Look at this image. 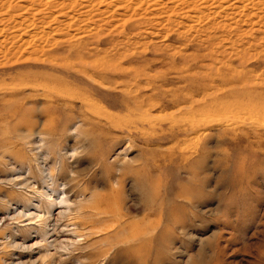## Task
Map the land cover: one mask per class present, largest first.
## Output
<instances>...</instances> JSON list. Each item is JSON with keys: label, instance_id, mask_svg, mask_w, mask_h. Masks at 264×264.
Segmentation results:
<instances>
[{"label": "rangeland", "instance_id": "374dc122", "mask_svg": "<svg viewBox=\"0 0 264 264\" xmlns=\"http://www.w3.org/2000/svg\"><path fill=\"white\" fill-rule=\"evenodd\" d=\"M71 1L0 0V264H264V0Z\"/></svg>", "mask_w": 264, "mask_h": 264}, {"label": "bare ground", "instance_id": "6f19581e", "mask_svg": "<svg viewBox=\"0 0 264 264\" xmlns=\"http://www.w3.org/2000/svg\"><path fill=\"white\" fill-rule=\"evenodd\" d=\"M109 1H111V0H84V3H82V4H80V5H77V4H75V3H73V1H71V3L72 4H70L73 8H72V10H74V9H77L79 6H81L82 7V9L83 10H85L84 12L85 13H88V14H86V15H83L84 17V19H82L80 22H82V23H85L86 24V31L85 32H90V33H92V31L94 32L95 31V29H98V28H92V27H90L89 26V24H94L95 23V25L97 26V24L99 25V24H103V26H104V24H107V23H109L108 21H106L107 19H106V15L107 14H110L111 16L110 17H113L114 15H116L117 13H118V11H120V10H124V13L125 14H121L120 16L123 18L121 21H123V26L125 25V26H128V25H126V24H128L129 22H131L132 20H134L133 18L135 17V16H137V15H141L140 14V11H144L145 13H147L148 12V10H151V11H154V10H156L157 8L158 9H160V11H159V15H163L164 13L166 14V13H169L170 12V10H168L169 8L167 7V6H165L164 4H159V3H157L156 4V2H157V0H117L118 1V4L117 5H115L116 7L115 8H113L112 10H104V11H100V10H98L97 12H96V14L94 15V16H97V14H98V17H96V18H93L92 17V15L90 16V13H92V12H94L95 10H94V5H95V2H97V4H102V3H105V2H109ZM113 1H115V0H113ZM185 0H181V2H184ZM32 2L34 3V4H38L39 5V8L40 7H43V9H37V10H40L39 12H43V10L44 9H51V8H53V4H47V3H44L45 2V0H32ZM70 3V2H69ZM154 4V5H149V4ZM65 6V5H64ZM67 6V5H66ZM51 7V8H50ZM56 7V6H55ZM54 7V8H55ZM59 7V6H58ZM63 7V6H62ZM214 7H216V6H212V7H210L211 9H213ZM69 8V7H68ZM168 11H167V10ZM64 10V9H63ZM71 10V9H70ZM52 12V11H51ZM131 12V13H130ZM173 12V11H172ZM48 13H50V12H48ZM47 13V14H48ZM70 12H68V13H65L66 15H67V17L68 18H71V19H73V21L74 20H76L74 17H71L70 15L71 14H69ZM122 13V12H121ZM130 13V14H129ZM54 14V13H53ZM52 13H50V14H48L47 16H44V17H42V19H43V22H45L46 20H51V21H58V16L57 17H55V14L53 15ZM76 16V15H75ZM78 16V15H77ZM187 16H189V15H187V14H185L184 16H182V17H187ZM81 17V16H80ZM87 17V18H86ZM155 18L157 19V16H155ZM42 19L40 20L41 22H42ZM81 19V18H80ZM95 19H98V20H95ZM106 19V20H105ZM39 21V22H40ZM50 21V22H51ZM73 21H71V22H73ZM120 21V20H119ZM75 22V21H74ZM21 23V22H20ZM19 22L18 23H16V25H18V24H20ZM47 22H45V24H46ZM32 24V23H31ZM71 23H68L67 25H66V27L67 28H69L71 25H70ZM34 25V24H33ZM40 25H41V23H40ZM56 25H59V24H57L56 23ZM63 25V24H62ZM19 26H21V27H23L22 26V24H20ZM28 26V25H27ZM26 26V27H27ZM30 26V25H29ZM60 26V25H59ZM59 26H57V27H59ZM99 26H101V25H99ZM115 26V25H114ZM124 26V27H125ZM15 27V26H14ZM41 27V26H40ZM61 27V26H60ZM83 28H84V26H82ZM81 27V28H82ZM95 27V26H94ZM3 28H4V26H3ZM3 28H1V29H3ZM6 28V27H5ZM24 29H22V31L23 30H25V27H23ZM63 28H65V27H63ZM73 28V27H72ZM71 28V29H72ZM7 29V28H6ZM5 29V30H6ZM78 29H80V28H78ZM109 29V28H108ZM4 30V31H5ZM9 30H11V29H9ZM59 30V32L61 31L62 32V30H60V29H58ZM58 30H57V32H58ZM64 30V29H63ZM3 30H0V34H1V32H4ZM8 31V30H7ZM20 31V30H19ZM21 31V32H22ZM78 31H82V30H78ZM43 32V31H42ZM56 32V31H55ZM60 32V33H61ZM68 32V31H67ZM13 33V32H12ZM12 33H11V35H12ZM15 33V32H14ZM46 33H48V32H46ZM59 33V34H60ZM74 32H72V34H73ZM114 33V32H113ZM4 34V33H3ZM16 34H18V33H16ZM51 34V33H50ZM64 34V33H63ZM82 34V33H81ZM7 35V34H6ZM48 35H49V33H48ZM3 36V35H2ZM13 36V35H12ZM21 36V35H20ZM4 37V36H3ZM33 37H35V36H33ZM12 38V37H11ZM13 38L14 39H16V38H18V36L16 35V36H13ZM3 39V38H2ZM6 38H4V40H5ZM10 39V38H9ZM8 39V40H9ZM21 40H22V38H20ZM8 40H5V41H8ZM10 40H12V39H10ZM9 40V41H10ZM226 40V39H225ZM8 41V42H9ZM17 41V40H16ZM15 42V41H14ZM19 42V41H18ZM225 42V41H224ZM228 42H230V41H228ZM1 43V42H0ZM6 44H7V42H5ZM16 43V42H15ZM25 44H27V45H29L30 43L28 42V41H23V43H21V45H20V43H18V45H20V46H17L16 48L17 49H23V46H25ZM1 46H4V45H1ZM6 47V46H5ZM0 49H2V48H0ZM6 49V48H5ZM10 49V48H9ZM12 49V48H11ZM10 49V50H11ZM9 50V51H10ZM16 50V49H15ZM19 50H17V51H19ZM8 51V52H9ZM4 54V53H3ZM17 54V53H16ZM3 61V60H2ZM128 76V75H127ZM49 195V194H48ZM98 204V203H97ZM96 206V205H95ZM103 220V219H102ZM121 223V221H118V223L117 224H120ZM144 223V222H143ZM131 226V225H130ZM135 251V250H134Z\"/></svg>", "mask_w": 264, "mask_h": 264}]
</instances>
